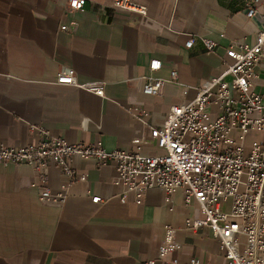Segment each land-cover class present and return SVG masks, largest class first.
Instances as JSON below:
<instances>
[{
  "label": "crops",
  "instance_id": "0c3cea01",
  "mask_svg": "<svg viewBox=\"0 0 264 264\" xmlns=\"http://www.w3.org/2000/svg\"><path fill=\"white\" fill-rule=\"evenodd\" d=\"M138 1L148 5V16L114 8L113 0H86L79 9L68 0H0V143L36 141V127H43L71 142L129 148L224 68L226 46L254 42L264 29V0ZM203 36L216 39L217 49H207ZM152 58L162 60L154 74L166 79L157 94L143 89ZM66 67L81 83L103 80L105 94L59 82ZM173 69L177 80L169 79ZM184 85L190 86L185 97ZM139 106L150 111L146 122L131 111ZM159 150L154 141L142 146ZM73 165L86 180L67 181L56 164L45 169L53 191L68 182L65 200L51 203L41 200L40 174L31 164L0 162V264H150L152 258L162 264L157 249L166 223L177 227L182 248L176 254L184 264L192 256L226 263L209 226L185 225L202 213L198 203H185L182 188L171 202L159 186L147 189L141 203L132 191L123 200L115 161L76 156Z\"/></svg>",
  "mask_w": 264,
  "mask_h": 264
},
{
  "label": "built area",
  "instance_id": "2783aa9c",
  "mask_svg": "<svg viewBox=\"0 0 264 264\" xmlns=\"http://www.w3.org/2000/svg\"><path fill=\"white\" fill-rule=\"evenodd\" d=\"M85 2L68 0V7L79 9ZM112 5L142 17L149 14L148 5L138 0H113ZM255 11L256 7L250 6L247 14L252 16ZM194 40L190 36L186 45L192 46ZM202 41L210 50L219 45L212 37L203 36ZM223 64L219 73L195 86L193 96L172 105L163 122L151 126L149 136L134 137L129 148L107 149L101 140L71 142L36 127L41 133L36 141L0 143V162L31 164L40 174L41 200L61 203L68 182L61 190L53 191L45 183L47 166L56 164L67 175V181L86 180L87 173L73 165L74 157H94L99 163L113 160L117 170L114 182L122 187L123 200L132 191L136 202L141 203L147 189L159 186L171 202L172 193L182 188L185 203H198L202 213L188 216L185 225L209 226L219 240L225 264H264V29L254 42L226 46ZM161 65L160 58L151 59L150 74L143 86L146 93L162 92L166 79L154 74ZM169 79L177 80L176 69L171 70ZM58 81L105 94L103 80L81 83L73 67L60 70ZM189 91L190 86L184 85L183 96ZM131 111L144 122L150 114L143 106ZM150 141L161 150L143 152L142 146ZM99 199L100 195L93 196L94 201ZM176 231L174 224L164 225L157 249L162 264H184L176 254L182 248ZM154 262L155 258L149 260L150 264ZM187 263L207 264L197 256Z\"/></svg>",
  "mask_w": 264,
  "mask_h": 264
},
{
  "label": "rangeland",
  "instance_id": "374dc122",
  "mask_svg": "<svg viewBox=\"0 0 264 264\" xmlns=\"http://www.w3.org/2000/svg\"><path fill=\"white\" fill-rule=\"evenodd\" d=\"M255 136V135H254ZM252 137V136H251Z\"/></svg>",
  "mask_w": 264,
  "mask_h": 264
}]
</instances>
